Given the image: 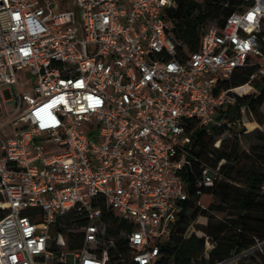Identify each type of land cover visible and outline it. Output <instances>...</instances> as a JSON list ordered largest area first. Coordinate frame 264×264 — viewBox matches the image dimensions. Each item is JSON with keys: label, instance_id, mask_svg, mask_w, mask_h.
Returning <instances> with one entry per match:
<instances>
[{"label": "built area", "instance_id": "built-area-1", "mask_svg": "<svg viewBox=\"0 0 264 264\" xmlns=\"http://www.w3.org/2000/svg\"><path fill=\"white\" fill-rule=\"evenodd\" d=\"M176 5L0 0V264H109L102 204L133 226L122 264H155L186 203L220 178L202 165L184 179L198 159L188 126L235 124L220 116L253 88L218 87L247 65L264 74V0L209 21L186 55ZM71 214L86 222L66 228ZM70 233L82 248H69Z\"/></svg>", "mask_w": 264, "mask_h": 264}, {"label": "trees", "instance_id": "trees-1", "mask_svg": "<svg viewBox=\"0 0 264 264\" xmlns=\"http://www.w3.org/2000/svg\"><path fill=\"white\" fill-rule=\"evenodd\" d=\"M238 2L240 0H205L203 3L177 0V5L169 9V18L173 22V36L179 53L186 55L198 50L202 28L215 19L222 24ZM257 70V65L240 67L220 82L218 90L247 84L254 89L241 97L236 96L235 104L222 112L220 117L225 123L236 125L242 121L241 106L252 112L259 123L263 122L264 74L251 78ZM234 125L229 130L234 129ZM188 129L193 139L192 151L198 159L195 174L188 173L184 179L191 182L199 177L202 165L217 169L220 178L212 187H204L202 196H194L186 203L171 238L160 244V256L155 264H218L264 243V132L256 130L257 142L242 149L237 135L221 140L226 127L207 133L191 121ZM218 140L221 142L216 147ZM100 208L107 229L115 237L116 248L108 250L109 264H122L120 258L128 257V246L121 233L130 231L133 226L104 204ZM201 216L207 220L200 227L203 236L188 234L190 226ZM85 222L71 214L65 225L66 228L78 227ZM206 237L212 243L208 254H205ZM68 243L73 250L82 248V234L70 233ZM238 264H264V246L241 258Z\"/></svg>", "mask_w": 264, "mask_h": 264}, {"label": "rangeland", "instance_id": "rangeland-1", "mask_svg": "<svg viewBox=\"0 0 264 264\" xmlns=\"http://www.w3.org/2000/svg\"><path fill=\"white\" fill-rule=\"evenodd\" d=\"M66 7L74 8L75 7V0H65ZM242 94H247L253 92L254 89L246 88L240 90ZM262 112L264 113V104L262 106ZM234 129L229 130L225 129L224 133L221 136L222 139H227L231 136L237 135L240 140V147L242 149H248L251 143H255L256 141V130H261L264 132V119L262 123H259L254 114L247 109L244 110V114L242 117V121L233 127ZM220 140V142H221ZM205 200V199H204ZM202 204H205L202 200ZM207 220L205 217L201 216L194 222L190 228L188 229V234L194 233L197 236H203V231L201 230L202 224H206ZM124 236L123 233H121ZM264 246V243H260L257 246L243 251L240 254H234L231 258L227 259L228 262L225 264H238L241 258L247 257L248 255L252 254L256 249H261Z\"/></svg>", "mask_w": 264, "mask_h": 264}]
</instances>
